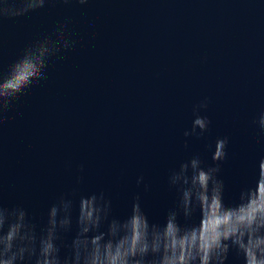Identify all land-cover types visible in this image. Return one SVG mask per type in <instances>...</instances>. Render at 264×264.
Here are the masks:
<instances>
[{
	"label": "water",
	"instance_id": "water-1",
	"mask_svg": "<svg viewBox=\"0 0 264 264\" xmlns=\"http://www.w3.org/2000/svg\"><path fill=\"white\" fill-rule=\"evenodd\" d=\"M0 264H264V0H0Z\"/></svg>",
	"mask_w": 264,
	"mask_h": 264
}]
</instances>
